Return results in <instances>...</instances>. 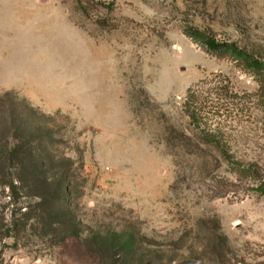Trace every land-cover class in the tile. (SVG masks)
Segmentation results:
<instances>
[{"label": "rangeland", "instance_id": "374dc122", "mask_svg": "<svg viewBox=\"0 0 264 264\" xmlns=\"http://www.w3.org/2000/svg\"><path fill=\"white\" fill-rule=\"evenodd\" d=\"M188 26L264 60V0H0V158L22 144L32 177L70 170L45 194L1 168L0 264H264L261 78ZM215 74L238 103L218 144L171 151Z\"/></svg>", "mask_w": 264, "mask_h": 264}, {"label": "trees", "instance_id": "16d2710c", "mask_svg": "<svg viewBox=\"0 0 264 264\" xmlns=\"http://www.w3.org/2000/svg\"><path fill=\"white\" fill-rule=\"evenodd\" d=\"M184 34L194 42L205 47L209 53L230 55L236 60H240L246 67L257 72L261 78L260 91H264V60L254 57L246 49L239 47L235 43L219 42L215 38L192 26L186 27ZM230 86V80L228 77L221 74H215L212 75L211 79L203 80L187 91L183 104V112L189 119V126L191 128L190 130L195 131L202 128V136L198 138L199 135L197 133L194 135L193 131L189 130V133L186 135L180 133L179 139L174 137L173 133L177 132L172 128L171 133H169V135L166 137L167 146L171 151L177 152L178 150H181L187 145V142L190 144L195 142V145L198 148L201 145L212 147L218 144L216 141L218 125L214 126L217 124L215 123V120L221 118V116H224V112H222L223 110L226 112L229 110L228 104L233 105V111L234 108H237L238 106V103L231 104L228 101V99H231L232 92ZM234 98H237V95L234 94ZM214 100L216 101L213 102ZM224 100H226V102H224ZM221 102L224 103L221 104ZM224 107L227 108L224 109ZM32 112L38 111L33 109ZM22 148H24L23 145L19 144L10 151L8 158H0L1 173L4 171L3 169L4 166L7 165V162L8 164L17 166L15 167L17 173H10L9 186L14 187V184L18 183L21 186L23 185L27 190H36L38 193L45 192V194H47L46 192L52 188H55L56 191L62 194L68 190L67 178L70 176V170L68 169L69 167H66L64 172L57 175V177L52 179V181H50V178L47 177L46 174H44V176L41 178L32 177L27 170L28 165L25 159L18 156V154L22 151ZM173 157L175 160H178L176 154H173ZM15 162L17 164H15ZM58 204V202H55L52 206V210L57 208L56 210L63 211V214L69 210V208L66 206H64L63 209H58ZM38 208L39 210L44 211L46 210V205L41 203ZM77 226L78 225H75V229L72 227L73 235L77 234Z\"/></svg>", "mask_w": 264, "mask_h": 264}]
</instances>
